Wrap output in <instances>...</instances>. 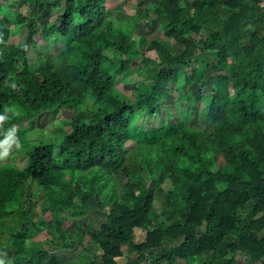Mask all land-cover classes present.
Wrapping results in <instances>:
<instances>
[{
    "label": "trees",
    "instance_id": "1",
    "mask_svg": "<svg viewBox=\"0 0 264 264\" xmlns=\"http://www.w3.org/2000/svg\"><path fill=\"white\" fill-rule=\"evenodd\" d=\"M9 1L0 142L23 116L74 114L58 140L28 142L27 128L23 160L0 163V264H264V0H137L131 14L121 0ZM154 19L165 36L138 33ZM143 66L126 94L118 76ZM180 70L201 128L159 117ZM79 245L87 260L52 253Z\"/></svg>",
    "mask_w": 264,
    "mask_h": 264
},
{
    "label": "rangeland",
    "instance_id": "2",
    "mask_svg": "<svg viewBox=\"0 0 264 264\" xmlns=\"http://www.w3.org/2000/svg\"><path fill=\"white\" fill-rule=\"evenodd\" d=\"M124 3V7L123 10L127 13V14H131L134 12V8L136 6L135 2H137V0H121ZM19 0H10L9 4H8V8L5 9L6 11H8L10 9V7H15L16 9H21L19 11L24 10L26 12V8L25 7H21L19 5ZM184 2H186V4H189V0H184ZM122 11L118 12L117 16L122 18L123 16L121 15ZM126 21H130L129 17H125ZM125 21V22H126ZM141 28L140 30H138V33H142V34H147L149 38L151 37H156V36H165L162 30V24H159L158 21L156 19H154L153 21H148V22H140ZM13 26V31L16 32V34L20 35L21 37L25 36V30L22 29L21 27H15ZM245 35H249L248 34V30H245ZM17 38H20L17 36ZM147 73H150V69L147 67L141 68V70H136L135 72L132 71L129 77V80H127L126 77H124L122 74H120L118 76L119 79L124 78L126 84H124L122 82V80H120L119 86L120 88H122V90H124V92L126 94H131L132 90L135 88L137 82L139 79H143V77L145 75H147ZM183 73L184 70H180L179 71V80L176 83H171L170 84V89H171V95L172 97L168 100H166L164 102V106L161 107L159 114V117H163L165 116V110L166 109H171L172 111H179L180 112V116H181V121L182 122H187L191 124H193L196 128H201V124L199 121L196 120V108L195 107H190V105L181 97L182 96V91L180 88V91L177 90V88H179L183 81ZM180 85V86H179ZM199 98L196 99V101ZM199 102V101H197ZM92 100H88L86 102L82 103V108L86 110V108L90 107L92 105ZM143 111L140 110V116L137 117V119L139 121H144V123L146 124V128H152L153 125L158 124V116H154V117H148L146 114H142ZM74 114V111L71 110H66V109H56L54 112H52L51 114L44 112L43 114H41L40 117H37L35 119H32L30 117H21L18 121H16L13 124L12 130L10 131V136L13 139V143L10 144L9 149H8V155L4 156L3 159H0V163L1 164H5L9 161H15L20 162L23 159L24 153L23 151V144L22 142H19V139L21 138V135L24 134V130H26L27 128H30V130H28V133L26 134L27 137V141L31 142V143H37L40 142L42 140H46V141H53V140H58V138H60L61 136L64 135L65 131L62 128L64 121L66 119H69L72 115ZM21 115V114H20ZM31 121H30V120ZM195 121H194V120ZM65 128V127H64ZM166 189L169 187V182L165 183L163 185ZM158 194V193H157ZM160 196L165 197L164 194L159 193ZM159 197L157 196V204L159 203ZM158 208H160L158 206ZM39 211V210H38ZM103 215V213L101 211H97L95 213H92L89 215V217L87 218V227L88 226H93V225H98L99 221H100V217ZM146 236V231L143 228H137L136 229V240L137 241H141L143 239H145ZM51 237V235L46 232L43 231L40 234H38L35 239L36 240H41V241H46ZM90 248L92 249L95 246V242L92 240L90 242ZM55 252L52 253H56L59 255L61 260H65V259H72V258H79L82 260H87L91 254H89L87 251L84 250V248L79 245L75 250H54ZM97 252V259L100 261L101 260V256L103 254L102 249H96ZM127 257H120L119 258V262L121 264L126 263ZM166 264V263H165Z\"/></svg>",
    "mask_w": 264,
    "mask_h": 264
},
{
    "label": "clouds",
    "instance_id": "3",
    "mask_svg": "<svg viewBox=\"0 0 264 264\" xmlns=\"http://www.w3.org/2000/svg\"><path fill=\"white\" fill-rule=\"evenodd\" d=\"M0 119H2V117H0ZM13 143V139L11 136H8L3 142H0V148L3 149V153L0 154V159H3L4 156L8 155V148L4 147L5 145H9Z\"/></svg>",
    "mask_w": 264,
    "mask_h": 264
},
{
    "label": "water",
    "instance_id": "4",
    "mask_svg": "<svg viewBox=\"0 0 264 264\" xmlns=\"http://www.w3.org/2000/svg\"><path fill=\"white\" fill-rule=\"evenodd\" d=\"M252 20H254V18H252Z\"/></svg>",
    "mask_w": 264,
    "mask_h": 264
}]
</instances>
